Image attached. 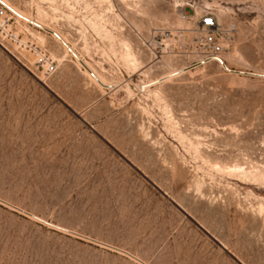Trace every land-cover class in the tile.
I'll return each instance as SVG.
<instances>
[{"label":"rangeland","instance_id":"obj_1","mask_svg":"<svg viewBox=\"0 0 264 264\" xmlns=\"http://www.w3.org/2000/svg\"><path fill=\"white\" fill-rule=\"evenodd\" d=\"M4 1L113 89L50 35L51 76L0 44V264H264V0H73L81 40L45 8L68 0ZM189 6L232 30L229 70L136 36Z\"/></svg>","mask_w":264,"mask_h":264},{"label":"built area","instance_id":"obj_2","mask_svg":"<svg viewBox=\"0 0 264 264\" xmlns=\"http://www.w3.org/2000/svg\"><path fill=\"white\" fill-rule=\"evenodd\" d=\"M72 1L68 0L67 4L61 3L60 7L55 8L45 5V8H50L54 20L59 19L63 26L74 30L78 26L74 21L75 6ZM189 7L193 9V16L183 14L182 19L192 23L194 30L154 29L153 32L149 33V38L142 37L138 31L135 32L136 36L144 42L146 48L154 55L155 60L166 56L182 57L190 51L197 56L198 65L216 63L221 65L223 69L229 70L225 65L224 56L229 50L227 40L232 30L221 26L214 13L202 10L197 14L193 6ZM192 31L197 35L193 43L188 45L187 34ZM36 32L52 36L66 50L60 40L63 37L62 35L59 36V33L44 30L33 21L25 20L10 3L0 0V44L9 45L21 54H29L33 57L37 68H40L45 76H51L58 69V60L45 46L40 44ZM75 32L78 40H81V33L79 31ZM90 33L94 39L100 40L92 31ZM68 45L71 46L69 43ZM147 87H143L142 91H146Z\"/></svg>","mask_w":264,"mask_h":264},{"label":"bare ground","instance_id":"obj_3","mask_svg":"<svg viewBox=\"0 0 264 264\" xmlns=\"http://www.w3.org/2000/svg\"><path fill=\"white\" fill-rule=\"evenodd\" d=\"M109 2H112L113 0H108ZM126 1V0H125ZM102 2V1H101ZM122 2V1H121ZM18 12V14L22 17V18H24L25 20H29V21H33L37 26H39V27H41V28H43L44 30H47V31H53L50 27H48V26H45V25H43V23H39V22H37V21H34V20H32L31 18H28V17H26V16H24L21 12H19V11H17ZM135 28H136V26H135ZM59 35V34H58ZM59 36H61V35H59ZM58 37V36H57ZM38 39V41L39 42H41L40 41V37H38L37 38ZM41 40H43V39H41ZM61 42H62V44L65 46V48H66V51H67V53L68 54H70V55H72L73 57H74V59L75 60H77V62H78V64H80V65H82V67H84L85 68V70L90 74V76H91V78H93V80L99 85V86H101V87H106V88H109L110 90H112L113 88V86H107L104 82H106V81H103L100 77H98L96 74H94L92 71H91V69H90V67H89V65H88V63H87V61H84L83 59H81V57L79 56L78 57V55L75 53V51L73 50L74 48H72V46H69L68 45V41H66V39H64L63 37H61ZM42 43V42H41ZM66 56L67 55H65V56H63V58H66ZM233 57H240L239 55H238V53L237 52H234V54H233ZM132 58V61L134 62L136 59V57L134 58V57H131ZM240 59L242 60V58L240 57ZM62 60H64V59H62ZM61 59H58V62L60 63L61 61H62ZM139 61V60H138ZM135 64V63H134ZM168 65V64H167ZM92 68V67H91ZM145 68H147V66L145 67ZM148 68H150V67H148ZM192 67H182L180 70H175V72H170L171 74H169V75H167V76H165V77H163V78H161L160 79V81H166V80H168L169 78H172L173 76H175V75H177V74H179V73H184L185 71H187L188 72V70H190ZM173 71V70H172ZM263 76H264V74H263ZM157 82V81H156ZM109 85V84H108Z\"/></svg>","mask_w":264,"mask_h":264}]
</instances>
